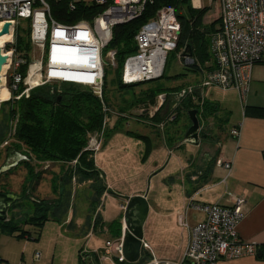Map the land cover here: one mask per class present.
<instances>
[{"label": "built area", "instance_id": "obj_1", "mask_svg": "<svg viewBox=\"0 0 264 264\" xmlns=\"http://www.w3.org/2000/svg\"><path fill=\"white\" fill-rule=\"evenodd\" d=\"M51 1L62 0H0V30L10 22V33L14 37L19 23L29 20L31 43L40 53V58L29 63L27 74L23 76L19 69L26 59L14 47L7 50L10 55L4 84L10 77L14 91H18L20 84L29 85L16 96L17 99L23 95L29 97L33 87L50 82L84 85L102 97L104 64L106 60L116 59V50L108 48L114 38V28L140 17L153 0H67L71 12L77 11L79 4L99 8L92 18H80L71 23L55 18ZM194 1L197 8L208 6L211 10L219 5L221 25L210 42L215 68L205 71L197 86H188L183 92L189 94L197 105L204 103L209 86L236 89L244 98L250 90L254 65L264 64V0H209V5H203L201 0ZM180 32L181 22L176 9L172 6L160 8L135 36L137 51L125 60L123 83L162 77L171 51L177 48ZM63 60L68 63L75 60L77 67L72 73L80 77L64 78L59 75L66 68H55L58 73H52V66ZM35 62L39 63V68L32 71ZM36 77L38 80L35 82L30 80ZM166 98V94H161L158 102L164 103ZM241 132L242 123H239L232 126L229 133L239 141ZM217 163L230 173L231 161L219 159ZM190 204H194L193 201ZM245 204L246 199L236 195H231L228 205L221 202L195 204L205 217L193 226L180 217L181 225L187 227L190 233L183 258L178 261L152 259L147 264H219L223 260L256 255L259 245L242 240L237 234V227L246 216ZM126 232L124 225L116 250L121 262L125 261L123 239ZM143 245L148 248L144 240ZM84 251L87 250L82 251V256ZM35 257L40 258L41 252H36Z\"/></svg>", "mask_w": 264, "mask_h": 264}, {"label": "rangeland", "instance_id": "obj_2", "mask_svg": "<svg viewBox=\"0 0 264 264\" xmlns=\"http://www.w3.org/2000/svg\"><path fill=\"white\" fill-rule=\"evenodd\" d=\"M201 2L203 5H209L210 3L209 0H201ZM196 4V1L193 2V0H190L187 5L180 6L179 11L185 15H189L188 9H197ZM219 15L220 10L218 5V7L208 11L205 21L210 23L219 18ZM24 22L25 20H22L20 23L24 24ZM0 32H2V30H0ZM13 39L14 40H12L11 36H8V34L1 36V53L3 56L9 57L6 55V51L9 49H7L5 45H11L10 47L12 48L15 43V35ZM181 52L182 50L179 49L171 51L163 77L151 81L137 82L134 83L135 85L129 87L121 85V70L116 59H111V61L106 60L104 64L103 94L102 97H100L102 99L104 95V98L107 100L104 102L105 133L103 131V133L92 134L88 141V147L96 150L95 157L97 167L104 173L105 178L102 176H99L98 180H96V178H82L74 173L71 177L69 173L67 174V170L76 164V161L68 163L65 168L66 173L62 174L61 172L58 173L61 171L59 162L48 161L44 163L31 160L35 166V170H43L40 180L38 181L39 190L37 189L38 191H36L38 193L37 195L43 197L46 193V196L51 195L50 197L53 198L51 199L52 201L58 203V201L61 200L62 204L68 206L66 214H70L72 216V221H76L78 224L77 228L74 229L76 232L75 234L73 231L71 233L69 231L65 233L67 231V229H65L64 233L57 238L51 235L47 236L45 239L34 241L15 236L14 238L17 239L18 242L14 241L12 252L15 255L14 260H16V263L11 264H20L23 253L25 254L26 261L31 264H80L81 254L79 251H91L95 249L101 256L103 264H129L125 261L120 262L115 260V257H119L116 255V250L118 248V241H116V239L119 240L123 236L125 225V206L127 203L124 208H121V201L125 200L126 197L130 199V196L145 193L150 203L159 207H165L168 203L169 192L172 186L169 176L181 171L186 161V151L184 149H175L171 151L165 144L160 142L168 141L170 140L169 138L174 137V141H172L177 143L178 140L184 138L188 126L191 125L186 111L176 109L185 94L182 97L177 96L183 93L187 86H197L198 78L194 77L190 71L185 69L180 55ZM39 54V50L33 47L31 51V61L39 59ZM7 65L8 64L4 65L2 74H4L7 69ZM33 65L39 68L38 62H35ZM256 65L259 67L261 66V69H259L264 75V64ZM53 73L58 72L53 71ZM185 73L186 76L177 77L178 74ZM68 76L72 78L71 74H68ZM30 80L35 82L38 78H31ZM10 83L11 78L8 77L6 87L11 92L9 99L13 97L12 85ZM105 83L106 86H104ZM46 84L49 83L42 85ZM23 85L24 87L29 86L28 84ZM80 86L86 87L84 85ZM36 87L40 86H35L32 89ZM158 87L164 88V91L158 93L152 100L147 97V91ZM206 93L208 98L219 101L221 106L227 110L242 107L240 94L236 89L225 90L221 87L209 86L206 89ZM161 94L167 95L164 103L158 102L159 95ZM0 99L1 112L3 107L2 103L6 100L4 97ZM220 115L225 117L224 110L220 111ZM232 119L231 117V119H228L224 124L225 130L233 126ZM215 120L216 119L213 118L208 119V129L213 126ZM116 126L120 127L116 129ZM129 130L139 133L138 135H148L147 137L152 143L151 150L147 151L145 141L138 138V135H131L128 132ZM106 132H108L109 135H107ZM10 140H12V138H9L8 142H10ZM6 145L9 144L5 143L3 146L4 149L7 148ZM13 151H19L21 155L24 156H32V153L25 149L17 150L13 148ZM196 154L198 158L195 166L200 163L199 161L201 159V153L197 152ZM32 157H34V155ZM52 172L58 174L52 176ZM24 174L25 175L21 174L20 177H15L14 183L18 186L22 184V182L24 184L26 182L27 173ZM53 178L55 179V188H53ZM27 184L30 190L29 195H31L33 183ZM105 184L108 185L113 193L106 189L101 197L98 198L96 195L98 191L104 188L103 186ZM34 190H36V186H34ZM105 195L107 196L105 197ZM129 199L127 200L129 201ZM105 213L108 221L112 220L116 215L117 220L121 221V234L119 237H114L112 240L108 239L107 233L95 234L90 232L87 234V227H89L90 230L96 221L100 222L103 220ZM66 214L61 217L62 223H64L68 217ZM147 219L148 226L145 227L146 220L144 224V234L146 230L147 233L151 231L152 220H149V214ZM17 220H21L20 216L15 217V221ZM24 221L25 218L19 222L23 223ZM50 223L51 224H46V226L52 227L55 224L59 225L60 221H50ZM152 225H154V223H152ZM156 225L158 226L157 222ZM25 226L27 229L29 227H31V229L33 228L29 224H25ZM81 227H83L84 230ZM97 228L95 229L97 230ZM108 233L111 235V232ZM109 237L113 236L111 235ZM154 240V236H151V242ZM108 243L111 244L108 245ZM35 251H41L43 253L42 258L38 261H33L32 259V255ZM86 253L87 252H84L83 259L86 262L92 260L91 256L85 255ZM145 258L146 256L144 255V257H141L140 262L136 264H144ZM147 260H149V258H147Z\"/></svg>", "mask_w": 264, "mask_h": 264}, {"label": "trees", "instance_id": "obj_3", "mask_svg": "<svg viewBox=\"0 0 264 264\" xmlns=\"http://www.w3.org/2000/svg\"><path fill=\"white\" fill-rule=\"evenodd\" d=\"M189 2L190 0H153L152 3L147 5L140 17L128 23L117 25L114 28V38L108 48L116 50V61L120 65V81L122 86L129 87L135 85L134 83L125 84L122 81L125 60L130 54L137 51L135 36L142 26L153 18L163 6L174 7L181 22L180 39L176 50L183 51L187 44H191L192 46L195 63L190 66L185 65V69L190 71L194 77L200 79L205 71L208 72L215 68L214 58L210 51V42L212 35L218 31L221 25V19L217 18L207 23L205 19L210 10L208 6L199 9L190 8L188 9L189 15L181 13L179 7L187 5ZM51 4L55 18L66 23L75 22L80 18L90 19L99 11V8L95 5L86 6L79 4L77 11L71 12L67 7V0L51 1ZM10 46L8 45L7 49H10ZM12 47L15 48V51L19 55L26 59V63L19 69L23 76H25L31 62V51L33 49L29 20H25L24 24L20 23L18 25L15 31V43ZM32 67L35 66L32 65ZM183 76H186V73L177 75V77ZM10 84L12 85V81ZM49 84L40 85V87L32 89L29 97L23 95L17 99L16 96L25 88L23 84H20L18 91H12L13 97L2 103L3 107L0 112V145L10 134L9 138H12L11 148L17 150L25 149L31 152L32 156L34 155V157L26 155L28 159L25 162L27 163L33 160L37 162H59L63 164L62 174H65L66 165L76 161V164L67 170V174L69 173L71 177L74 173L82 178H96V180H98L99 176L105 178L104 173L97 167L96 150L88 147V141L90 135L103 133L104 131V102L107 100L104 98V95L102 99L98 97L89 87H82L67 82ZM104 86H106V83ZM161 91L163 92L164 88L150 89L147 91V97L152 100ZM6 94L7 92L4 87L1 97ZM59 97H61L60 100ZM191 98L189 94H186L176 109L185 110L187 115L190 109H198V115H200L199 118L202 124L205 118L208 117L217 116L216 118L218 119V113L221 108L217 102L206 98L203 104L197 105ZM258 112L264 115V108L258 109ZM226 122L227 119L222 123L225 124ZM119 127L116 126V129ZM108 132H106L107 135H109ZM128 132L131 135L139 134L132 130ZM138 136V138L145 141L147 151H150L152 143L149 141L148 135L140 134ZM169 141L168 144L172 145L173 141L171 138ZM27 174L28 179L22 187L21 199L11 206L10 211L14 212L17 208H24L25 202L27 203L28 201V204L31 205L29 208L33 212L31 211L32 213L30 212L26 216L23 223L15 221L14 216L0 220V231L11 235L15 234L16 237L38 240L44 223L49 219L61 221V217L68 211V206L62 204L61 200L58 203L38 198H35L34 201L26 200L30 199V195L27 193L29 190L27 183H32L41 177L40 172L35 170L34 165L28 166ZM52 183L54 186V178ZM103 187L96 195L98 198L101 197L104 190L108 189L111 191L107 184ZM111 193L113 192L111 191ZM100 223L96 221L94 224L97 227V224ZM24 224H30L37 228L33 231L26 230L23 228ZM107 226L113 237L120 236L122 226L120 220L114 219ZM82 251H79L80 254H82ZM85 255L91 256L94 261L89 260L86 262L83 256L80 255V264H101L97 252ZM115 260L119 261L117 257H115Z\"/></svg>", "mask_w": 264, "mask_h": 264}, {"label": "crops", "instance_id": "obj_4", "mask_svg": "<svg viewBox=\"0 0 264 264\" xmlns=\"http://www.w3.org/2000/svg\"><path fill=\"white\" fill-rule=\"evenodd\" d=\"M256 66L258 65H254L252 69V81L248 94L244 98L240 96L241 108L227 110L221 106L219 101L208 98L205 91L206 98L217 102L221 108L220 111L224 110L225 117L221 116L219 112L218 119L216 118L217 116L205 118L203 124L201 123L200 141L198 144L185 142L183 141L184 138L178 140L177 143L172 142V145L168 144L169 140L165 142L160 141L171 151L175 149H184L186 151V161L181 171L169 176L172 186L166 206L159 207L148 201L150 205L149 220L151 221L154 215L152 220L154 225L151 223V231L147 233L146 230L144 234V241L148 244V248L143 247L142 250V257H144V255L146 256L144 264L149 263L152 259L181 260L188 246L190 233L187 227L181 225L180 217H183L184 221L190 226H193L205 217V213L197 209L195 204L221 202L228 205L231 203V195L242 196L246 199V216L237 227L238 237L242 240L259 245V252L256 255L223 260L219 264H264V115L258 112V109L264 108V75L260 70L261 66ZM2 77H4V74H2ZM199 81L200 79H198V82ZM3 89L4 84L2 83L0 98H2ZM231 117L233 118V126L242 123V132L239 141L230 135L229 128L226 130L224 129V124L222 122L226 119L227 121L228 119L230 120ZM209 118L216 120L213 126L208 129L207 125ZM9 137L10 134L0 145V191L19 196L20 198L17 200L19 201L22 196V187L27 182L28 174L26 176V182L24 184L22 182L19 186L14 183L15 177H20L21 174L25 175L24 173L28 172V166L33 165V163L20 160L21 152L13 151V148L10 147L12 140L7 143L9 145H6V149L3 148ZM171 139L174 141V137ZM197 152L201 153V159L199 161L200 163L195 166L198 158L196 156ZM219 159L232 162L230 173L224 166L217 163ZM60 165L61 171L58 173H62L63 170V165L61 163ZM39 172L41 175L43 170ZM58 173L52 172V176ZM39 180L40 178L32 182L33 191L31 192L30 199L26 200L34 201L35 198L39 197L36 192L39 190ZM34 186H36V190H34ZM27 193L29 195L30 190H28ZM143 194L148 199L147 194ZM50 196H46L45 193L43 197H39L38 199L54 202L51 200L53 198ZM106 196L107 195H105V197ZM127 199H129V197L121 201V208H124L128 201ZM191 201H193L194 204L191 205ZM25 206L24 208H17L14 212L10 211V207L6 218L20 216L21 220H24V218L26 219V216L32 210L29 208L31 205L28 204V201L27 203L25 202ZM67 216L64 223L60 221L59 225L55 224L52 227H47L46 224H51L50 221L55 222L56 220H47L41 228V234L38 240L45 239L47 236L51 235L57 238L64 233L65 229H67L65 233H68V231L71 233L73 231L75 234L76 232L74 229L77 228L78 222H73L70 214ZM106 216L105 213L103 220H101V224H97V227L99 226L98 228L95 224H93L90 230L89 227H87V234L90 232L95 234L107 233L108 239L112 240L114 237H109L111 235L108 233L110 231L108 230L107 224L117 219V215L110 221L106 219ZM21 220H17V222ZM147 223L148 219L145 227L148 226ZM31 226L33 227L32 229L31 227L27 229L24 224L23 228L31 231L36 230L37 227ZM81 228L83 229V227ZM95 228H97V230ZM151 236L155 238L152 242ZM14 237L15 234L11 235L0 231V264L16 263V260H14L15 255L12 252V246L14 241L18 242V240ZM27 239L32 240L29 238ZM116 241H118V239H116ZM36 252L41 251H35L33 253V261H38L42 258L43 253L41 252V257L37 258L35 257ZM84 252L98 253L96 249ZM21 257L20 264H31L26 261L24 253ZM99 257L100 260H102L100 255ZM147 258H149V260H147ZM101 264H103L102 261Z\"/></svg>", "mask_w": 264, "mask_h": 264}, {"label": "water", "instance_id": "obj_5", "mask_svg": "<svg viewBox=\"0 0 264 264\" xmlns=\"http://www.w3.org/2000/svg\"><path fill=\"white\" fill-rule=\"evenodd\" d=\"M11 23L8 22L3 27L0 36L10 33ZM182 62L186 66H190L195 63L193 56V50L191 44H187L181 52ZM8 63V57L3 56L0 50V87L3 83L2 70L5 64ZM54 91V90H53ZM97 96L98 94L95 93ZM185 92L179 94L177 97H182ZM61 97H59V100ZM191 125L188 128L183 141L199 143L201 121L198 115V109H190L188 111ZM28 159L27 156L21 155L20 160ZM20 197L11 193L0 191V220H5L8 209L15 204ZM150 210V205L147 197L144 194H138L130 197L127 205L125 206V225L127 232L123 239V256L125 262L129 264H136L140 262L143 250L144 240V224L147 220Z\"/></svg>", "mask_w": 264, "mask_h": 264}, {"label": "bare ground", "instance_id": "obj_6", "mask_svg": "<svg viewBox=\"0 0 264 264\" xmlns=\"http://www.w3.org/2000/svg\"><path fill=\"white\" fill-rule=\"evenodd\" d=\"M1 25V24H0ZM2 30H3V28H2ZM2 36V35H1ZM8 36H11V38H13V36H12V33H9L8 34ZM6 55H10L9 53H7L6 52ZM69 56V55H68ZM72 59H73V57H71ZM66 59L67 60H69L70 59V57H66ZM66 62V63H65ZM71 63V64H70ZM70 63H67V61L65 60H63V61H58L54 66H52L53 68H52V70L53 71H55L56 69L55 68H66V69H63L62 71H61V74H59V75H61L62 77H64V78H70L69 76H68V74H71L72 75V77H80V76H77V73H72L73 72V70L77 67V63L75 62V60H72V62H70ZM68 64H70V65H68ZM76 64V65H75ZM35 68H37V67H32V71L33 70H35ZM59 70V69H58ZM57 72V71H56ZM53 73V72H52ZM3 84H4V82H3ZM5 85V84H4ZM2 87V86H1ZM1 87H0V89H1ZM5 87V90H6V92H7V94L6 95H4L3 97L5 98V100H8L9 98H10V96H11V92H10V90L6 87V85L4 86ZM2 97V98H3ZM0 101H1V99H0ZM4 101V100H3Z\"/></svg>", "mask_w": 264, "mask_h": 264}]
</instances>
